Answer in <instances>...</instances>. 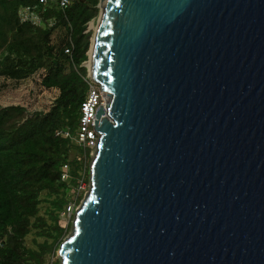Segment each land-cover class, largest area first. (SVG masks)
I'll return each mask as SVG.
<instances>
[{"label":"water","instance_id":"95a60500","mask_svg":"<svg viewBox=\"0 0 264 264\" xmlns=\"http://www.w3.org/2000/svg\"><path fill=\"white\" fill-rule=\"evenodd\" d=\"M103 2L99 145L60 264H264V0Z\"/></svg>","mask_w":264,"mask_h":264},{"label":"trees","instance_id":"16d2710c","mask_svg":"<svg viewBox=\"0 0 264 264\" xmlns=\"http://www.w3.org/2000/svg\"><path fill=\"white\" fill-rule=\"evenodd\" d=\"M36 3L0 0L1 86L30 79L39 91L49 93L48 110L29 112L21 104H0V264H46V255L59 250L71 228L61 212L88 168L73 157L79 148L72 136L90 85L84 63L93 31L87 30L99 16L100 0H73L65 10L55 0L45 17L55 18L56 24L40 28L18 15L20 7ZM60 28L66 35L54 43ZM68 130L71 136L64 137ZM67 163L71 186L62 178Z\"/></svg>","mask_w":264,"mask_h":264},{"label":"built area","instance_id":"2783aa9c","mask_svg":"<svg viewBox=\"0 0 264 264\" xmlns=\"http://www.w3.org/2000/svg\"><path fill=\"white\" fill-rule=\"evenodd\" d=\"M55 2V0H38V3L34 5H25L20 7L18 11L19 18L22 22H29L35 27H52L56 24L55 18H46L45 13L47 11L48 6ZM58 6L62 9H67L73 4V0H57ZM53 41V39H52ZM66 53H70L71 49L69 46L65 49ZM90 80L89 89L86 94V99L82 103L81 107V116H80V124L72 139L77 147L82 149L83 151L80 153H76L73 157L80 163H84V165H88L89 158L91 153L94 151V155L99 145L100 132L95 129L96 121H97V111L98 108L105 104L104 92L101 89V86L92 79L91 76L88 75ZM97 85V86H96ZM59 133V131H57ZM71 130L64 132V137L71 136ZM94 159V156H93ZM93 161V160H92ZM91 165L92 162L89 163L88 171L89 176L91 175ZM70 165L67 163L64 165V172L62 174L63 180L67 181L69 186H71V176H70ZM86 167L82 171L83 177L79 178L76 184L73 187L74 192H77V195H73L71 197V202L67 205V207L61 212L62 217H67L68 221H71L75 212L78 209V203H76L79 195L84 191L87 181H85ZM90 184V183H89ZM78 206V207H77ZM77 207V208H76Z\"/></svg>","mask_w":264,"mask_h":264},{"label":"rangeland","instance_id":"374dc122","mask_svg":"<svg viewBox=\"0 0 264 264\" xmlns=\"http://www.w3.org/2000/svg\"><path fill=\"white\" fill-rule=\"evenodd\" d=\"M99 7H100V13H101V9H102L101 4H99ZM100 13H99V16H100ZM99 16L96 19L90 21L88 24L87 31L89 30L93 31L92 44H93V39L95 37V33L97 31ZM65 35H66V31H63L62 28L56 30L53 35V42L54 43L58 42V40H60ZM89 63H90L89 60L84 63V65L88 68V71L90 67ZM88 75L90 76L89 72H88ZM1 85H2V82L0 81V104L1 105L21 104V105L26 106L29 112H33L36 110H48L49 93H43L42 91H39L37 89V84L34 81L32 82L30 79H28V80L23 81L22 83H18V82L17 83L10 82L7 84L5 83L4 87ZM82 151L83 150L81 148L75 149L74 154L80 153ZM94 151L95 149L91 153V156L88 161V166H89V163H91L93 160ZM89 183H90V176L85 186V189L82 192L83 197L81 198V201L77 204L78 206L84 199L85 194H87V192L89 191V187H90ZM73 195L74 196L77 195V192H72L71 197H74ZM62 218L65 222L68 221L67 217H62ZM73 221H74V216L71 219V221H69V224L71 225L69 234H72L73 232ZM28 242L29 244L32 243L31 237H28ZM45 261H46V264H55V263L60 264L61 259L59 257L58 251L55 254L53 253L47 254L45 257Z\"/></svg>","mask_w":264,"mask_h":264},{"label":"bare ground","instance_id":"6f19581e","mask_svg":"<svg viewBox=\"0 0 264 264\" xmlns=\"http://www.w3.org/2000/svg\"><path fill=\"white\" fill-rule=\"evenodd\" d=\"M106 0H104V2H103V8H104V5H105V2ZM98 27V26H97ZM90 63H89V65H91V61H89Z\"/></svg>","mask_w":264,"mask_h":264},{"label":"clouds","instance_id":"9594fccd","mask_svg":"<svg viewBox=\"0 0 264 264\" xmlns=\"http://www.w3.org/2000/svg\"><path fill=\"white\" fill-rule=\"evenodd\" d=\"M90 55V54H89ZM93 79V78H92ZM100 85V84H99ZM93 162V161H92ZM90 177H91V175H90ZM77 212V211H76ZM76 212H75V215H76ZM75 215H74V220H75ZM73 224H74V221H73Z\"/></svg>","mask_w":264,"mask_h":264}]
</instances>
